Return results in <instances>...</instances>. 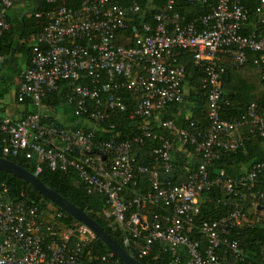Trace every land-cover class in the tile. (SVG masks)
Returning <instances> with one entry per match:
<instances>
[{
    "label": "built area",
    "instance_id": "obj_1",
    "mask_svg": "<svg viewBox=\"0 0 264 264\" xmlns=\"http://www.w3.org/2000/svg\"><path fill=\"white\" fill-rule=\"evenodd\" d=\"M11 1L0 0V36L9 27L5 10ZM46 1L53 4L47 12L49 20L28 37L29 58L15 89L16 102L28 100L33 110L19 120H0L2 155L22 152L24 158L34 161V175L41 162L51 170H74L87 193L104 196L107 208L103 214L114 227L131 238L142 236V245L134 248L137 257L157 241L173 261L182 253L184 264L243 263L246 255L233 230L248 221L242 207L246 196L260 198L264 193L253 188L257 178L264 176V158L234 176H210L206 166L219 150L237 148L244 128L264 140V107L251 102L239 116H222L226 101L219 81L221 56H228L232 66L250 62L264 80V0H257L253 11L262 30L248 34L241 33L248 22L244 0H215L196 22L185 21L173 10V0H165L152 14L151 24L143 22L132 31L131 45L126 47L114 44L113 39L116 32L129 27L126 13L139 11L135 2L125 7L117 1L80 0L78 8L71 9L63 0ZM183 53L202 67L200 87L206 98L208 126L191 132L174 129L171 119H163L157 126L166 133H154L148 119L182 99L184 67L178 58ZM61 80L71 84L65 104L74 115L91 123L89 129L64 127L42 112V98ZM120 89L139 95L129 111V117L140 119L138 131L129 138L110 136L94 144V130L100 123L112 112L125 110L117 94ZM146 139L157 142L155 162L135 164L133 148ZM173 143L191 146L198 157L195 171L178 184L159 179L160 171L170 169ZM81 146L86 150L97 146L103 158L81 152ZM135 174L145 175L150 188L123 200L120 193ZM215 186L228 194L222 201L225 214L194 225L199 194ZM147 205L155 208L148 219L139 212ZM132 206L135 209L128 212ZM63 216L59 210L45 212L33 203L8 200L6 188L0 184V264H119L111 251L83 260L81 246L94 235L78 221L62 224L58 220ZM253 221L264 224V212L256 213ZM193 227L204 237V247ZM244 263L264 264V243L256 258Z\"/></svg>",
    "mask_w": 264,
    "mask_h": 264
},
{
    "label": "trees",
    "instance_id": "obj_2",
    "mask_svg": "<svg viewBox=\"0 0 264 264\" xmlns=\"http://www.w3.org/2000/svg\"><path fill=\"white\" fill-rule=\"evenodd\" d=\"M80 0H63V4L71 9L79 6ZM117 1L125 7L132 2L139 6L136 13L127 12L126 18L130 23L125 30H120L114 35L113 42L117 45L130 46L131 33L138 28L141 23H152L151 16L160 7L163 6L165 0H109ZM215 0H206L204 3L191 4L184 0H173V10L182 15L185 21H195L199 15L207 12L209 7ZM248 13V22L241 29L242 34H248L251 31L258 33L262 29L258 22L254 20V7L257 0H244ZM53 7V4L46 0H12L10 6L5 10V17L9 24L8 29L0 36V56L8 58L11 53L13 44L9 42L10 36L16 34V38L27 40L30 35L38 33L42 27L48 22L47 12ZM183 64L184 75L182 88L183 95L179 103L171 104L165 109L152 115L157 116V122L163 119H171L174 129H186L188 131L206 130L208 121L206 118V98L201 86L203 79V70L201 66L192 63L187 53H183L178 58ZM219 65L220 71L219 81L221 86V96L226 104L222 106V116L233 117L241 115L246 106L251 103H257L260 107H264V80L259 77L258 72L253 65L248 62L243 66H232L229 63L228 56H221ZM71 84L66 80L57 83V88L50 91L42 98L41 104L45 108H54L58 105L65 104V95L69 92ZM117 94L121 97L125 104L124 111L112 112L107 119L100 123V126L94 130L93 143L97 144L100 140L114 136L116 140L129 138L133 133L138 131L139 118L129 117V111L138 102L139 95L134 94L125 89H120ZM25 103L32 107L28 100ZM67 105V104H66ZM84 118L83 116H79ZM151 117L148 122L151 131L154 133H166L161 129ZM69 128H80L87 130L90 127H82L78 125ZM243 139L241 144L234 150H219L217 157L213 158L206 166V170L210 176H234L244 173L254 163L264 158V140L257 135H252L245 131L240 132ZM3 133L0 131V156L13 161L29 172L34 170V161L24 158L22 152L16 155H2ZM157 145L156 141L146 139L141 146L133 148L135 164L151 165L155 162L153 150ZM74 155V152H71ZM194 157H190V155ZM198 163V157L189 145L179 146L173 143L171 152L170 169L167 172L160 171L159 179L163 182L168 181L172 184L185 182L190 174H192ZM38 179L47 187L53 189L58 194L66 198L73 205L83 210L89 217L95 220L102 229L126 251L142 264H184L185 256L179 253L176 261H173L169 251L163 250L162 244L154 241L150 245L148 252L137 257L134 248H138L143 243L142 236L131 238L126 235L120 228L114 227L111 220L106 218L103 212L106 210L104 196L96 191L86 192L85 186L77 178L74 170L68 168L66 170H51L45 162L40 163V171L36 173ZM134 182V183H133ZM133 182L126 184L121 196L123 200H128L132 196L142 194L149 190L150 186L145 175L135 174ZM0 184L6 188V196L10 201H23L24 203H33L45 212L59 210L64 215L58 221L64 225H70L74 222L71 216L51 204L47 199L35 190L27 182L13 176L5 171H0ZM254 190L264 191V176L257 178L253 186ZM228 198V194L220 186H215L210 190L203 191L198 196L199 214L195 220V224L199 220H210L218 218L225 214L226 205L222 201ZM244 212L247 214L248 221L242 223V226L234 229L233 232L239 239L241 246L245 252V261L256 258L258 247L264 243V224L262 222L255 223L254 216L258 212H263L259 207L264 208V193L260 198H249L246 196L242 203ZM132 206L128 212L134 210ZM150 205H147L139 212L145 214L148 219L150 212L153 211ZM160 211V210H159ZM199 238L200 246L204 247V237L200 233H196ZM144 232H142L143 234ZM83 260L94 259L104 252H108L107 247L95 236L88 242L82 244ZM239 264H245V263ZM119 264H123L119 261ZM232 264V263H231Z\"/></svg>",
    "mask_w": 264,
    "mask_h": 264
},
{
    "label": "crops",
    "instance_id": "obj_3",
    "mask_svg": "<svg viewBox=\"0 0 264 264\" xmlns=\"http://www.w3.org/2000/svg\"><path fill=\"white\" fill-rule=\"evenodd\" d=\"M14 41H16L17 44L14 45ZM9 42L13 44V47L11 53L8 55V58L5 59L4 57L0 61V69H3L2 67H4L3 63L5 61L8 62V65L12 64L13 77L10 88L4 86L0 81V120L5 117L13 120H19L31 110L29 105L25 103H18L15 100V89L19 79V74L27 65L29 58V42L28 39L25 41L22 39L18 40L16 38V34H12V36H10ZM2 75L3 73L0 72V79ZM42 112L64 127H71L74 125L91 127V123L87 119L74 115L72 108L69 105L66 106V104H61L54 108H44L42 106ZM151 119H153L156 125L157 116H153ZM190 157H194V155L192 154ZM143 216L145 217V214H143Z\"/></svg>",
    "mask_w": 264,
    "mask_h": 264
},
{
    "label": "water",
    "instance_id": "obj_4",
    "mask_svg": "<svg viewBox=\"0 0 264 264\" xmlns=\"http://www.w3.org/2000/svg\"><path fill=\"white\" fill-rule=\"evenodd\" d=\"M73 150L75 153H77L78 148L74 147ZM80 151L86 154H99L101 158H103V151L97 146H93L88 150L81 146ZM0 171L10 173L13 176L27 182L51 204L71 216L74 220L86 225L91 230L93 235L99 239L123 264H142L137 259H135L130 252L123 249L121 245L113 240L95 220L89 217L83 210L69 202L66 198L58 194L56 191L45 186L36 175L27 171L13 161L1 156ZM259 208H261L264 212L263 207Z\"/></svg>",
    "mask_w": 264,
    "mask_h": 264
},
{
    "label": "rangeland",
    "instance_id": "obj_5",
    "mask_svg": "<svg viewBox=\"0 0 264 264\" xmlns=\"http://www.w3.org/2000/svg\"><path fill=\"white\" fill-rule=\"evenodd\" d=\"M3 66H4V67H2L3 69H0V72L3 73L0 81L2 82V84L4 86H6L7 88H10L12 77H13L12 64L8 65V62L5 61L3 63ZM183 90H184V88H183ZM66 106H68V105H66Z\"/></svg>",
    "mask_w": 264,
    "mask_h": 264
}]
</instances>
